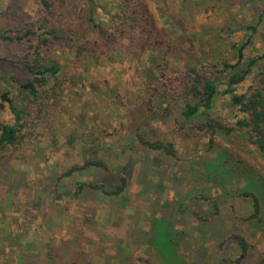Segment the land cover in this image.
I'll return each mask as SVG.
<instances>
[{
	"label": "rangeland",
	"instance_id": "obj_1",
	"mask_svg": "<svg viewBox=\"0 0 264 264\" xmlns=\"http://www.w3.org/2000/svg\"><path fill=\"white\" fill-rule=\"evenodd\" d=\"M81 1L65 0V6L76 15ZM146 3L154 21L152 39L170 43L175 51L171 52L175 55L171 63L173 71L182 69L186 62L205 63L220 40L227 55V43L244 40L241 31L228 34V25L235 28L242 18L245 22H257L254 12L264 9V0L249 4L244 0H146ZM37 8L38 0H0V31L13 28L16 33L23 32L34 21ZM25 50L24 44L0 41V76L7 71L18 79L26 78L15 61ZM263 50L264 22H261L248 53ZM147 59L149 55L145 52L122 57L107 54L97 57L95 62L87 61L90 68L83 77L75 78V84L57 102L58 108L47 105L28 141L10 156L1 158L0 167H6L11 177L0 174V264H162L148 234L153 217L162 214L187 231L190 239L182 252L190 257L191 264H233L237 259L235 242L219 240L217 230L243 232L250 244V255L241 264L259 263L264 253V228L249 226L245 220L250 213V201L238 199L225 204L222 213H217L218 206L200 198L217 194L216 189L211 191L210 186L196 177L201 162L212 157L215 145L210 148L209 137L198 136L180 125L176 112L175 117L171 114L156 118L154 130L149 132V139L171 143L173 154L141 147L135 154L139 162L132 183L124 195L104 200L74 196L79 180L104 174L90 169L63 177L64 188L58 197L42 189L49 182L44 177L50 172L63 175L73 166L83 164L80 143L85 137L79 136L76 129L104 131L101 141L108 149L105 153L109 160L126 161L130 155L124 149L127 133L135 131L145 119L136 110L142 96L140 88L145 87V73L140 67L145 66ZM84 69L85 63L81 61L79 70L69 73L77 75ZM251 82L252 77L238 91H245ZM93 84L107 96L97 94ZM6 90L16 103L23 104L19 87L0 77V94ZM38 107L32 103L28 110L36 115ZM214 112L229 124L242 115L230 105L229 96L217 98ZM0 119L13 121L6 103L0 108ZM75 131L79 144L69 143L68 137ZM215 144L236 151L238 159L264 182V159L255 145L239 136L227 139L216 136ZM196 189L199 193L187 196ZM180 206L186 208L181 213ZM193 211L200 213L204 222ZM214 225L217 229L212 236Z\"/></svg>",
	"mask_w": 264,
	"mask_h": 264
},
{
	"label": "trees",
	"instance_id": "obj_2",
	"mask_svg": "<svg viewBox=\"0 0 264 264\" xmlns=\"http://www.w3.org/2000/svg\"><path fill=\"white\" fill-rule=\"evenodd\" d=\"M244 1L249 4L253 0ZM81 3L80 10L74 15L66 8L65 0H38L36 17L23 32L16 33L13 28L0 31V41L24 44L26 49L15 60L23 68L26 78L18 79L7 71H2L0 76L17 85L23 99V104H20L10 96V91L0 94V108L6 103L13 116L12 122L0 119V160L28 141L47 105L58 108L60 98L90 68L86 66L87 61L95 62L97 57H106L107 54L122 57L140 56L147 52L149 59L145 66L140 67L145 73V87L140 88L142 96L145 95L139 97L136 110L145 119L135 131L127 133L124 149L130 155L126 161L114 163L109 160L105 153L108 149L101 141L104 131L95 132L91 128L81 132L76 129L79 136L85 137L80 143L83 164L73 166L63 175L50 172L44 177L49 182L42 189L58 197L64 188L61 185L63 177L90 169L104 174L79 180L74 196L84 200H104L124 195L132 183L139 162L135 154L141 147L173 154L171 143L153 141L149 139V132L154 130L152 125L156 118L174 116L176 112L174 117L180 125L198 136L209 137L210 148L215 145L212 157L201 162L202 169L198 168L196 177L201 178L203 185L210 186L211 191L216 189L217 194H211L210 198L201 195L200 198L218 206L217 213H222L221 208L225 204L238 199L249 200L250 213L245 220L249 226L264 228L263 180L248 164L238 159L236 151L226 145L215 144L216 136L223 139L239 136L255 145L264 159V50L257 54L248 53L260 32L261 22H264V9L258 8L254 12L257 22H245L242 18L235 28L228 25V34L241 31L244 40L227 43V55H224L226 48L220 40L213 56L205 63L186 62L182 69L173 71L171 63L175 55L171 52L175 54V51L170 43L152 39L154 21L146 0H82ZM81 61H84L85 69L77 75L69 73L78 71ZM250 77L251 84L239 92L240 85ZM92 86L97 94L105 95L96 84ZM219 96H229L230 105L241 112L234 123H226L214 112ZM32 103L39 106L36 115L28 110ZM76 131L68 137L69 143L79 144ZM6 170L1 166L0 174L10 178ZM241 182L243 186L238 185ZM197 192L198 189L190 191L187 196ZM185 209L180 206L178 212ZM193 215L204 222L197 211H193ZM216 227H212L214 233L210 232L211 235L215 234ZM148 234L150 245L162 257V264H191L190 257L182 252V248L188 247L190 237L186 230L174 224L170 216L153 217ZM216 235L219 240L232 239L235 242L239 256L233 264H241L248 259L250 244L243 232L217 230ZM258 264H264V253Z\"/></svg>",
	"mask_w": 264,
	"mask_h": 264
}]
</instances>
